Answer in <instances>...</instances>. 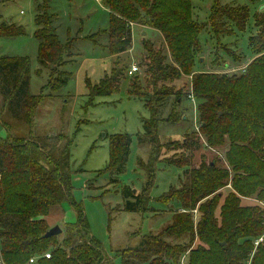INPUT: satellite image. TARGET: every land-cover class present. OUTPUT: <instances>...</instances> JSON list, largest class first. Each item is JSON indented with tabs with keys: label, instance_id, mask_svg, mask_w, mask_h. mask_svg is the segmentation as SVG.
<instances>
[{
	"label": "trees",
	"instance_id": "obj_1",
	"mask_svg": "<svg viewBox=\"0 0 264 264\" xmlns=\"http://www.w3.org/2000/svg\"><path fill=\"white\" fill-rule=\"evenodd\" d=\"M102 3L110 12L109 28L89 38L107 33L106 48L111 55L119 57L132 48L135 25L156 29L163 37L158 50L150 41H143L145 53L139 62L142 76L138 71L130 75L128 95L141 99L150 116L143 122L139 144L159 147L160 123L172 119L162 116L163 109L172 99L177 108L184 97L192 96L199 105L200 130L207 145L226 146L225 163L213 160L185 170L189 182L167 200L159 197L165 204L177 202L171 223L157 234H146L139 246L118 250L122 264H180L188 241L174 246L168 240L185 235L189 243L197 236L200 241L199 247L189 251L187 264H264V10L254 17L259 33L249 43L256 56L253 61L242 74L215 75L195 70L197 53L203 49L200 34L206 26L194 19L192 0ZM247 9L226 12V17L234 18L236 28L243 30L249 19ZM35 23L38 60L42 68L50 70V84L45 86L54 82L52 87L59 89L72 76L64 68L71 63L73 39L61 40L49 0L38 4ZM24 34L23 26L0 24V37ZM126 68L116 63L111 74L99 83L88 80L89 96H108L117 91ZM182 75L192 76L188 93L174 85ZM0 95V120L9 131L6 139L0 137V263L28 264L34 257L36 264H112L106 260L102 244L91 236L82 205L73 200L76 172L70 162L72 141L64 134L53 137L56 143L32 135L44 96L31 93L28 57L0 56ZM9 115L24 123L31 137H13L10 125L3 120ZM171 115L172 122L179 121ZM132 141L127 133L110 136L106 172L113 183L117 182L114 176L124 170ZM185 146L195 149L194 143ZM150 183L148 180L140 194L130 186L123 187L121 210H152L151 196L146 195ZM228 185L231 189L220 204L224 192L219 191ZM246 198L255 203L242 204ZM67 202L74 205L77 223L66 224L60 235L46 236L52 228L48 217L55 208L63 210ZM194 210L200 214L196 224ZM47 253L50 258H45Z\"/></svg>",
	"mask_w": 264,
	"mask_h": 264
},
{
	"label": "rangeland",
	"instance_id": "obj_2",
	"mask_svg": "<svg viewBox=\"0 0 264 264\" xmlns=\"http://www.w3.org/2000/svg\"><path fill=\"white\" fill-rule=\"evenodd\" d=\"M0 1V24L9 22L23 26L25 30L22 36L0 37V56L28 57L31 61V93L44 96L32 135L56 143L58 141L53 137L64 134L72 141L70 162L76 172L72 181L73 200L82 205L89 232L102 244L106 260L122 264L118 250L139 246L146 234H157L171 223L173 213L178 209L177 202L165 204L159 197L167 200L189 182L185 170L213 160H225L226 146L213 148L207 145L200 130L199 105L192 96L184 97L185 101L177 108L172 99L163 109V117L173 119L171 114H174L179 121L174 123L171 119L160 123V148L139 144L143 122L150 116L141 99L128 95L130 79L134 75L128 76L127 71L135 64L139 68L137 73L142 76L143 67L139 62L145 53L143 41H150L155 50L163 44V37L156 29L135 25L132 48L119 57L113 56L106 48L107 33L89 38L109 28L110 12L102 0H49V11L54 16L61 40L73 39V56L64 68L72 72L68 83L54 89L53 82L46 88L50 84V70L40 66L39 41L35 36V15L42 0ZM192 1L194 19L206 26L200 34L203 49L197 53L195 70L215 75L242 74L256 57L249 43L259 33L254 17L264 10V0ZM246 9L249 19L246 27L240 30L236 28L234 18L226 17V12H244ZM116 63L127 67L119 89L108 96L90 97L88 80L92 84L99 83L106 74H111ZM191 81L192 76L182 75L174 85L188 93ZM2 105L0 95V112ZM3 120L10 125L13 137H31L28 127L16 118L9 115ZM126 133L133 137L130 154L123 172L114 176L117 182L113 183L106 172L110 161V136ZM8 135L9 131L0 120V137L6 139ZM191 143L195 149L185 146ZM148 180L151 183L146 195L151 196L150 207L154 212L151 209L146 213L122 211V188L130 186L140 194ZM230 189L229 185L220 189L219 192H224L220 204ZM254 203L253 199H242L244 205ZM199 217V212L194 210L195 224ZM77 219L74 205L67 202L63 210L53 209L48 222L51 227L58 225L63 230L66 224L77 223ZM183 241H188L189 248L181 256L180 264H187L189 251L199 247L200 241L197 236L189 243L187 235L168 240L174 246Z\"/></svg>",
	"mask_w": 264,
	"mask_h": 264
},
{
	"label": "built area",
	"instance_id": "obj_3",
	"mask_svg": "<svg viewBox=\"0 0 264 264\" xmlns=\"http://www.w3.org/2000/svg\"><path fill=\"white\" fill-rule=\"evenodd\" d=\"M138 70H139L138 66H136L135 64H133L132 67H131V69L128 71V74L129 75H133ZM44 256H45V258H50L51 257V254L50 253H47ZM0 264H3V263H0ZM28 264H36V259L34 257L31 258Z\"/></svg>",
	"mask_w": 264,
	"mask_h": 264
},
{
	"label": "water",
	"instance_id": "obj_4",
	"mask_svg": "<svg viewBox=\"0 0 264 264\" xmlns=\"http://www.w3.org/2000/svg\"><path fill=\"white\" fill-rule=\"evenodd\" d=\"M62 233V229L60 228V226L55 225L54 227H52L47 233L46 236L50 237V236H57L59 234Z\"/></svg>",
	"mask_w": 264,
	"mask_h": 264
},
{
	"label": "crops",
	"instance_id": "obj_5",
	"mask_svg": "<svg viewBox=\"0 0 264 264\" xmlns=\"http://www.w3.org/2000/svg\"><path fill=\"white\" fill-rule=\"evenodd\" d=\"M143 34H145V33H143Z\"/></svg>",
	"mask_w": 264,
	"mask_h": 264
}]
</instances>
